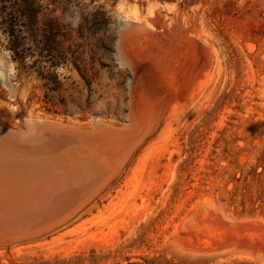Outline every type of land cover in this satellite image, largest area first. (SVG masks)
Returning a JSON list of instances; mask_svg holds the SVG:
<instances>
[{
  "label": "rangeland",
  "instance_id": "obj_1",
  "mask_svg": "<svg viewBox=\"0 0 264 264\" xmlns=\"http://www.w3.org/2000/svg\"><path fill=\"white\" fill-rule=\"evenodd\" d=\"M14 10L22 62L8 49ZM122 20L178 37L172 82L151 62L118 60ZM142 82L165 102L157 124L124 138L115 173L84 177L77 192L60 183L61 202L29 225L0 210V264H264V0H0L7 125L98 119L126 128L129 90ZM53 173L42 178L59 181ZM17 226L32 228L21 238Z\"/></svg>",
  "mask_w": 264,
  "mask_h": 264
},
{
  "label": "bare ground",
  "instance_id": "obj_2",
  "mask_svg": "<svg viewBox=\"0 0 264 264\" xmlns=\"http://www.w3.org/2000/svg\"><path fill=\"white\" fill-rule=\"evenodd\" d=\"M156 11L157 9L152 7L149 14L157 13ZM122 25L126 29L127 36L120 37L117 46V58L123 65L127 67L130 65L132 66V64H129L132 62H129V59L131 60L132 58H134V60H138L137 62H139V60L148 61L154 64L159 71L164 72H162L163 80L169 82L176 77L174 76V49L171 50L170 47L172 41L177 36L173 37V39L168 36L163 41V39L158 38V35L156 36L153 32L148 30L151 25H148V27L143 24L141 20L138 22L122 20ZM161 37H163V35ZM180 40L177 39V41ZM168 43H170V46H168ZM176 45L178 46V43ZM180 46L179 48L182 49ZM190 46L192 47V45ZM195 46L194 48H196ZM188 48L189 46H187V49ZM180 51H178V53ZM202 53L204 54V52ZM188 54L190 55L191 52ZM178 60L181 61L180 59ZM178 69H180V67ZM8 70L10 71V69ZM178 75H180V73ZM132 81L129 88H132L131 84H133V88L136 85L134 81ZM144 85L145 83L139 87H135V91L131 89L129 90L131 93V117L128 126L124 129L127 130V132L119 133L117 130L112 129L113 125L111 123H106L98 119L91 120L90 124L87 126L73 125L67 121L52 119H28V121H24L26 127L24 130L18 128L19 126L12 127L7 125L0 120V210L7 212L6 216H13L18 220L26 219V221H28L26 223L27 226L31 223L32 219H34L32 217L37 215L39 210L44 209L47 206L48 209L51 210V207H53L56 203L61 202L60 200L64 193H59L61 190L59 185L60 183L63 184L62 186L69 188L67 180L70 181L72 186L75 185L72 191L77 192V190L85 187L80 186L84 177H87V181H89V179H94L99 177L101 174L108 173L111 169L114 172L120 168L119 165L121 162L123 163V159L127 156L126 151L129 149L127 146L122 147V143L125 142L126 144L127 141L126 139L125 141L124 138L130 137L131 135L135 136L138 132L137 130L139 129L141 131H144V129L151 131V129H153L151 128L152 125L156 123L159 114H161L160 112L162 108H164L163 103L165 102L161 104L158 99H151L149 94L146 92V88H143ZM146 87L148 88L147 85ZM184 89H182L181 94ZM169 102L166 104H169ZM120 166H122V164ZM46 171H51V173L54 172L53 176L55 174L59 175V179H57L59 181L56 182V179L54 180L49 177L48 180L45 181L42 178V175ZM45 176L47 177V175ZM102 179L104 178H101V180ZM102 182L104 181L102 180ZM63 190L65 189L63 188ZM51 199H53L52 202L48 204ZM87 199L89 198L87 197ZM2 221H4L3 218L1 222ZM5 222L7 223L6 220ZM36 223L41 226L42 221L40 223L36 221ZM18 224H21V222ZM31 228L26 227L24 229H20V227L17 226L14 229H20L15 232H20L22 238V235H24L26 231ZM23 230L26 231L24 232ZM33 230L35 229L33 228ZM15 232L12 235H15ZM9 236H6L7 238H5V240L8 239ZM16 237H18V234Z\"/></svg>",
  "mask_w": 264,
  "mask_h": 264
},
{
  "label": "trees",
  "instance_id": "obj_3",
  "mask_svg": "<svg viewBox=\"0 0 264 264\" xmlns=\"http://www.w3.org/2000/svg\"><path fill=\"white\" fill-rule=\"evenodd\" d=\"M19 13V10H14L13 13H9V21H10V32L8 37V49L11 51L12 58L15 61H18L19 59L21 62L24 60L26 52L24 51V48H22L23 45L27 44L26 37H19L13 29L14 23L17 21L19 17H21ZM44 42L50 43L51 40L49 37H45ZM53 43V42H52ZM29 48V47H27ZM42 67V66H41Z\"/></svg>",
  "mask_w": 264,
  "mask_h": 264
},
{
  "label": "water",
  "instance_id": "obj_4",
  "mask_svg": "<svg viewBox=\"0 0 264 264\" xmlns=\"http://www.w3.org/2000/svg\"><path fill=\"white\" fill-rule=\"evenodd\" d=\"M124 128H125V127H113V126H112V129L117 130V132H119V133H120V132H124V131H123ZM117 132H116V133H117Z\"/></svg>",
  "mask_w": 264,
  "mask_h": 264
}]
</instances>
